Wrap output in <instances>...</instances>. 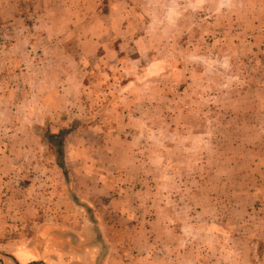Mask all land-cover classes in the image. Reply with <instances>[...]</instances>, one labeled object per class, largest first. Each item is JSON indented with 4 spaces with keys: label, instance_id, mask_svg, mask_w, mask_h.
Returning a JSON list of instances; mask_svg holds the SVG:
<instances>
[{
    "label": "rangeland",
    "instance_id": "obj_1",
    "mask_svg": "<svg viewBox=\"0 0 264 264\" xmlns=\"http://www.w3.org/2000/svg\"><path fill=\"white\" fill-rule=\"evenodd\" d=\"M0 264H264V0H0Z\"/></svg>",
    "mask_w": 264,
    "mask_h": 264
},
{
    "label": "water",
    "instance_id": "obj_2",
    "mask_svg": "<svg viewBox=\"0 0 264 264\" xmlns=\"http://www.w3.org/2000/svg\"><path fill=\"white\" fill-rule=\"evenodd\" d=\"M105 252V251H104ZM104 252L102 253V255L100 256L99 260H101L102 256L104 255Z\"/></svg>",
    "mask_w": 264,
    "mask_h": 264
}]
</instances>
